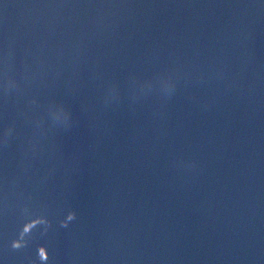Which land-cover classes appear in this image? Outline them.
Listing matches in <instances>:
<instances>
[{"label":"water","instance_id":"1","mask_svg":"<svg viewBox=\"0 0 264 264\" xmlns=\"http://www.w3.org/2000/svg\"><path fill=\"white\" fill-rule=\"evenodd\" d=\"M0 264H264V0H0Z\"/></svg>","mask_w":264,"mask_h":264}]
</instances>
